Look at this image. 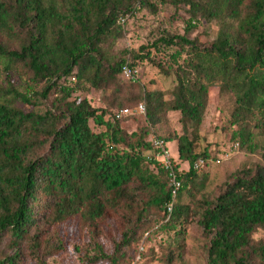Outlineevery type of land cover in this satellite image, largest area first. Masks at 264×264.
<instances>
[{
    "label": "trees",
    "instance_id": "16d2710c",
    "mask_svg": "<svg viewBox=\"0 0 264 264\" xmlns=\"http://www.w3.org/2000/svg\"><path fill=\"white\" fill-rule=\"evenodd\" d=\"M153 1L0 0V81L8 79L7 87H0V247L6 237L11 246L0 264H21L25 253L45 263L64 249L61 229L71 223L86 238L88 233L89 242L75 247L82 261L125 264V254L152 227L151 208L162 212L172 228L180 227L179 251L167 264L182 259V235L195 217L209 239L208 264H264V239L254 238L264 233V166L241 171L224 182L222 191L209 194L194 169L201 159L215 163L207 152L197 154L194 145L218 84L221 93L235 98L230 122L238 148L255 151L264 137V0H173L188 9L186 35L160 39L154 47L181 45L193 57L177 71L172 100L140 84L136 63L128 62L125 51L119 57L113 53L129 17L145 6L154 9ZM203 22L217 26L206 47L188 38ZM125 66L134 79L123 76ZM15 73L28 76L25 92L10 81ZM87 88L108 93L106 109L73 98ZM37 99L50 107L27 110L38 106ZM140 104L154 127L166 125L169 112H181L185 134L178 139V157L190 164L188 173L174 157L171 170L159 165L162 180L142 171L146 159L132 151L144 144L157 155L155 139L144 143L148 131L142 129L135 144L136 133L128 135L120 125L124 118H116ZM110 113L108 131L94 133L90 121ZM156 139L170 151L172 138ZM171 171L182 188L170 213ZM194 189L203 199L195 207L183 204V195ZM106 224L115 232L112 255L100 239Z\"/></svg>",
    "mask_w": 264,
    "mask_h": 264
},
{
    "label": "rangeland",
    "instance_id": "374dc122",
    "mask_svg": "<svg viewBox=\"0 0 264 264\" xmlns=\"http://www.w3.org/2000/svg\"><path fill=\"white\" fill-rule=\"evenodd\" d=\"M153 8L143 7L134 16L129 17L124 26V38L119 40L113 50L114 56L119 57L122 51L127 54L129 63H136L135 77L140 84L150 91H160L164 94L165 100H172L173 93L177 87V71L186 61L192 59V55L188 52V48L181 45L165 46V44L154 47L160 39H168L174 36H185L187 22L189 20L188 9L182 5L177 6L173 0L153 1ZM217 36V26L209 25L203 22L198 25L195 31L188 35L190 40L199 39L198 45L202 47L210 46ZM135 55L147 57L146 60H135ZM6 77L0 81V87H7ZM10 81L21 92H25L28 87V76H19L15 73L11 76ZM122 82H127L121 78ZM35 90L41 91L42 87H36ZM108 95L107 92H100L93 88L86 89L73 95L74 99H87L91 106L96 109H106L103 98ZM57 95H53V100ZM37 107L27 106V110L44 111L46 107H50L49 101L36 100ZM235 98L231 93H221V85L215 86L210 93V98L205 113L204 120L200 126V139L194 145L197 154L207 152L210 158L215 159L214 164H209L203 170L199 171V180L204 181V193H218L225 188L224 182L240 174L241 171L256 169L257 166H264V137L257 140L259 146L255 151H248L237 148L238 142L232 140V132L236 127H232L230 119L235 108ZM112 114L102 117L103 120L93 119L90 121V127L96 134L106 133L108 131L106 122L110 120ZM145 114L135 115L133 117L124 118L120 121L121 127L131 135L132 141L137 144L140 141L142 129H147L144 137L145 142H151L159 137H170L173 139L169 142L170 156L176 158L180 163V169L185 174L190 171V164L182 162L178 157V139L185 134L182 123L181 112H169L167 115V123L164 126H151L144 118ZM99 117L100 114H99ZM105 121V122H104ZM188 136L193 139L192 129L188 131ZM146 160L143 162L142 171L154 174L157 179L162 175L159 173L158 156L153 149L141 145L136 148L135 152ZM156 161L157 163H155ZM162 180V178H161ZM199 181V183H200ZM183 195L182 203L191 204L192 207L197 206L198 202L203 199V193L196 189ZM149 218L153 219L152 227L145 233L138 247L127 252L125 264H167L166 261L171 253H178L177 238L180 227L172 228L168 219H162L163 213L157 209L151 208L147 213ZM104 234L100 237L101 243L105 247L108 255L114 253L112 239L115 238V232L109 225H104ZM61 236L65 241L64 249L53 252L52 256L45 263L31 259L28 253L23 255L21 264H95L89 260L82 261L79 257L76 246L83 247L89 242L76 224L71 223L62 226ZM117 238V237H116ZM255 239H264L262 231L255 234ZM181 243H185V250L182 259H174L172 264H208V248L209 239L205 236L203 229L199 224V218L190 219L185 226L184 235H182ZM9 237H6L0 247V257L5 259L8 256L10 248ZM90 257L94 255L92 248L90 249ZM139 252L143 253L139 255ZM98 264H107L101 262Z\"/></svg>",
    "mask_w": 264,
    "mask_h": 264
},
{
    "label": "built area",
    "instance_id": "2783aa9c",
    "mask_svg": "<svg viewBox=\"0 0 264 264\" xmlns=\"http://www.w3.org/2000/svg\"><path fill=\"white\" fill-rule=\"evenodd\" d=\"M123 76L126 79H134L133 71L128 66L123 67ZM146 113V106L144 104H140L137 108L135 109H123L119 113L116 114L117 119H122L126 118L129 116H133L135 114H145ZM155 146L159 149V152L157 153V156L159 158L158 160V165H160L163 169L165 170H171L172 165H171V159L172 156H170L169 152L166 149V144L162 140L155 139L154 141ZM238 148V145L236 146V149ZM213 163V160H206V159H201L197 161L194 165L195 170H203L205 167H207L209 164ZM171 177V186H172V203L168 206V211L171 213L173 208H174V203L176 201V197L178 195V192L182 188V182L179 181L177 178V174L174 171H171L170 173Z\"/></svg>",
    "mask_w": 264,
    "mask_h": 264
}]
</instances>
